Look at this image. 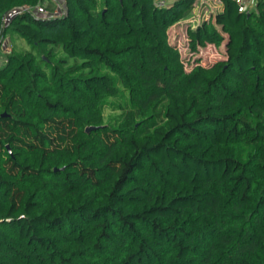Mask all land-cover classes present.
<instances>
[{"label": "trees", "instance_id": "obj_1", "mask_svg": "<svg viewBox=\"0 0 264 264\" xmlns=\"http://www.w3.org/2000/svg\"><path fill=\"white\" fill-rule=\"evenodd\" d=\"M43 1L0 0V264H264V0H219L189 70L192 0Z\"/></svg>", "mask_w": 264, "mask_h": 264}, {"label": "rangeland", "instance_id": "obj_2", "mask_svg": "<svg viewBox=\"0 0 264 264\" xmlns=\"http://www.w3.org/2000/svg\"><path fill=\"white\" fill-rule=\"evenodd\" d=\"M177 0H167L170 7ZM45 4L50 3L49 9L60 13L65 9L64 0H44ZM253 0V4H254ZM219 0H192L190 7L184 9L181 17L171 24L167 30L168 42L174 46L184 64L185 70H189L193 63L202 66H210L213 63L224 60V43L220 47H214L211 43L199 46L194 51L189 46L188 30H194L202 23H213V15L219 10ZM255 8L251 6V10ZM0 46V53L3 55L4 50L12 45L16 50L28 48L25 41L17 35L12 34L6 36ZM0 54V64L4 61V57Z\"/></svg>", "mask_w": 264, "mask_h": 264}, {"label": "built area", "instance_id": "obj_3", "mask_svg": "<svg viewBox=\"0 0 264 264\" xmlns=\"http://www.w3.org/2000/svg\"><path fill=\"white\" fill-rule=\"evenodd\" d=\"M156 6L158 8H166L168 6L167 0H154ZM235 4L237 5V9L239 12L249 13L251 11V6H255V2L253 4V0H234ZM23 11L32 10V12L36 16H45L48 14V10L46 8V4L44 2L37 4L34 8H28L24 6L22 8ZM54 14L57 12L53 11ZM11 49L8 47L4 50V53H10Z\"/></svg>", "mask_w": 264, "mask_h": 264}, {"label": "water", "instance_id": "obj_4", "mask_svg": "<svg viewBox=\"0 0 264 264\" xmlns=\"http://www.w3.org/2000/svg\"><path fill=\"white\" fill-rule=\"evenodd\" d=\"M2 116H4V115H2ZM93 129H96V127H88V128H86V132H89V131H91V130H93ZM10 152V151H9Z\"/></svg>", "mask_w": 264, "mask_h": 264}, {"label": "crops", "instance_id": "obj_5", "mask_svg": "<svg viewBox=\"0 0 264 264\" xmlns=\"http://www.w3.org/2000/svg\"><path fill=\"white\" fill-rule=\"evenodd\" d=\"M220 7V6H219Z\"/></svg>", "mask_w": 264, "mask_h": 264}]
</instances>
